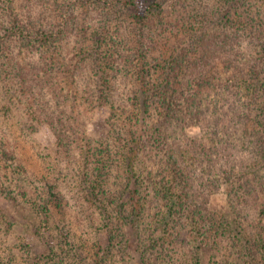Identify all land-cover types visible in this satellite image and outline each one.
Here are the masks:
<instances>
[{
    "label": "trees",
    "instance_id": "1",
    "mask_svg": "<svg viewBox=\"0 0 264 264\" xmlns=\"http://www.w3.org/2000/svg\"><path fill=\"white\" fill-rule=\"evenodd\" d=\"M2 199L0 264H264V0H0Z\"/></svg>",
    "mask_w": 264,
    "mask_h": 264
},
{
    "label": "rangeland",
    "instance_id": "2",
    "mask_svg": "<svg viewBox=\"0 0 264 264\" xmlns=\"http://www.w3.org/2000/svg\"><path fill=\"white\" fill-rule=\"evenodd\" d=\"M199 129L194 127L191 128V132L195 133L197 132ZM49 132L44 129L42 127V129L38 132L37 135L40 136V139L42 140V142L44 144L46 143H51L52 139L48 136ZM0 205L3 208V210L9 212L8 214L10 215V217L12 218V220L14 221V226L11 229L10 232V237L13 238V240L17 239V238H22L23 239H28V230H30L33 226V222L35 220V216L32 215V212L30 210L29 207L22 205V206H14L11 202L7 201V200H0ZM212 206L216 207V208H225L226 206V200L225 197L223 195H218L215 196L212 199ZM6 211V212H7ZM34 238H31V240H33Z\"/></svg>",
    "mask_w": 264,
    "mask_h": 264
}]
</instances>
